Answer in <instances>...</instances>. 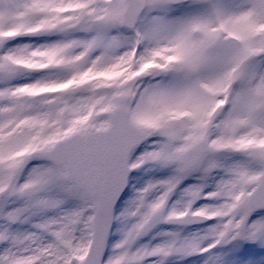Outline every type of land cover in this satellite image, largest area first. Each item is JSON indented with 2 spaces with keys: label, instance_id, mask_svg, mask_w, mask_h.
<instances>
[{
  "label": "snow or ice",
  "instance_id": "obj_1",
  "mask_svg": "<svg viewBox=\"0 0 264 264\" xmlns=\"http://www.w3.org/2000/svg\"><path fill=\"white\" fill-rule=\"evenodd\" d=\"M0 264H264V0H0Z\"/></svg>",
  "mask_w": 264,
  "mask_h": 264
}]
</instances>
